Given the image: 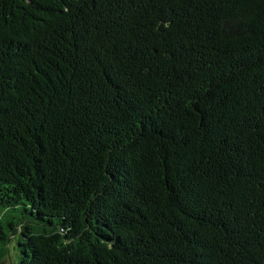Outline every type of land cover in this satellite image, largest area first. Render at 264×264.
<instances>
[{
    "label": "trees",
    "instance_id": "16d2710c",
    "mask_svg": "<svg viewBox=\"0 0 264 264\" xmlns=\"http://www.w3.org/2000/svg\"><path fill=\"white\" fill-rule=\"evenodd\" d=\"M0 264H264V0H0Z\"/></svg>",
    "mask_w": 264,
    "mask_h": 264
},
{
    "label": "rangeland",
    "instance_id": "374dc122",
    "mask_svg": "<svg viewBox=\"0 0 264 264\" xmlns=\"http://www.w3.org/2000/svg\"><path fill=\"white\" fill-rule=\"evenodd\" d=\"M15 216H17V217L24 216L26 218H29V216H27L26 212H22L20 210L12 212V217H15ZM16 240H17V236L13 237L11 239V242L9 245L8 257H9L10 261H12V262H17L18 258H19L18 253H17L18 244H17Z\"/></svg>",
    "mask_w": 264,
    "mask_h": 264
}]
</instances>
